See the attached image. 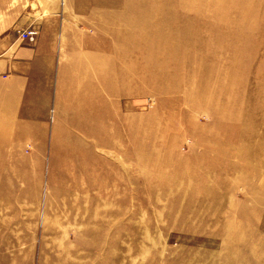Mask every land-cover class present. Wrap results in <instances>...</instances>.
I'll list each match as a JSON object with an SVG mask.
<instances>
[{
	"label": "rangeland",
	"instance_id": "rangeland-1",
	"mask_svg": "<svg viewBox=\"0 0 264 264\" xmlns=\"http://www.w3.org/2000/svg\"><path fill=\"white\" fill-rule=\"evenodd\" d=\"M263 12L0 0V30L34 14L50 29L0 46V264H264V129L248 125L264 121Z\"/></svg>",
	"mask_w": 264,
	"mask_h": 264
},
{
	"label": "crops",
	"instance_id": "crops-1",
	"mask_svg": "<svg viewBox=\"0 0 264 264\" xmlns=\"http://www.w3.org/2000/svg\"><path fill=\"white\" fill-rule=\"evenodd\" d=\"M9 19H11V21H9V24H12V25L16 24L19 27L12 28L11 31L6 30V29L0 30V46H1V44L4 43V38L9 40V42H10L9 44L11 45L7 49V51H10L11 49H13V47L15 45L30 46V45L34 44L37 40L39 41V44H41V46H45V43L47 42L48 34L50 33V29H48L47 25L44 23V21L47 20L46 18L41 19V21H39L38 25L36 22L33 24V22L36 20V14H34V16L33 15H30V16L16 15L15 16L14 15ZM32 25H34V27L38 30V35L36 36L35 41L32 43H27L25 41L20 40V38L18 37V30L28 28ZM47 43L50 44L49 42H47ZM30 50L25 49L23 51H19L18 54L26 57V59H28V61L30 60V58L33 60H37L39 57L32 54V51H30ZM2 54H5V53L3 52ZM9 59L10 58L4 57L0 60V71H1V69L2 70L5 69V67L7 65V61H9ZM15 67H16V65L14 66V68ZM15 81L17 82V79ZM13 82H14V80H12V84H13ZM16 82L14 84H16ZM18 82L21 83V80H19ZM4 83L7 84L6 82H4ZM8 86H10V85H8Z\"/></svg>",
	"mask_w": 264,
	"mask_h": 264
},
{
	"label": "bare ground",
	"instance_id": "bare-ground-1",
	"mask_svg": "<svg viewBox=\"0 0 264 264\" xmlns=\"http://www.w3.org/2000/svg\"><path fill=\"white\" fill-rule=\"evenodd\" d=\"M180 3V2H179ZM264 13V12H263ZM150 14H151V12H150ZM152 16V15H151ZM149 17H150V15H149ZM258 19H260V23H261V26H264V14H262L261 16H259V18ZM166 26H161V27H159L158 28V32H161V31H163L164 30V28H165ZM263 31H264V29H262ZM182 32H184V29L183 28H179L178 29V32H177V35H179V34H183ZM150 33H152L151 32V30H149V31H146V34L147 35H149ZM263 38H257V40H256V42H255V47L256 48H258V49H261V48H264V41L262 40ZM186 40H187V38H186ZM187 41H189V40H187ZM190 42V41H189ZM181 48H183V47H181ZM257 49V50H258ZM177 50H178V48H177ZM256 50V51H257ZM180 51V50H179ZM122 54H120L119 56L117 55V56H115V57H117V59H119L120 58V56H121ZM258 55V54H257ZM262 59H264V58H262ZM111 63H108V66L110 65ZM149 68V67H148ZM127 71V70H126ZM129 71V70H128ZM131 71H133V70H131ZM136 71V74H135V76H134V78L137 76L138 78H139V74H142L141 72H139V71H137V70H135ZM146 71H150V69H147ZM264 71V69L262 68V69H257L256 70V73H261L262 74V72ZM122 75H126L127 74V72H123V73H121ZM196 74V73H195ZM122 76H119L117 79H119V78H121ZM137 78V79H138ZM261 78H263V76L261 77ZM117 79H113V81H115V80H117ZM183 82H185V81H183V79H180V85H181V83H183ZM245 83H246V81H245ZM248 83V84H247ZM246 83V86H248V89L251 91V90H255V86L259 83L258 82V79H256V77H255V79H252V80H250V82H249V80H248V82ZM169 89V88H168ZM204 95V94H203ZM203 95H201V97L203 96ZM200 97V98H201ZM204 97H205V95H204ZM259 100H264V89H262V90H259V92L256 94V99H253L251 102H253V103H256L257 101H259ZM249 113H252V115H254V116H257V117H262L263 115H264V107H253V108H250V111H249ZM224 118V117H223ZM224 121H230L231 120V117H228V119H223ZM230 122H232V121H230ZM215 123V122H214ZM248 125L250 126V127H252V128H255V129H257V127L259 128V127H261V128H263L264 129V121L262 122V121H260V120H256V122H249L248 123ZM260 128V129H261ZM260 131V130H259ZM246 132V131H245ZM253 133V132H252ZM259 133V132H258ZM264 133V132H263ZM249 136V135H248ZM250 138V137H249ZM252 138V137H251ZM253 139V138H252ZM261 140H262V138H256L254 141H252L251 142V140L249 141H247V136H246V138H242L241 140H239V138H238V140L237 139H235V140H232L233 142H238V141H241V143H243V146H244V148L246 149V148H252V143H254V145H255V143L257 142H261ZM205 150V149H204ZM217 150H214V151H212V152H209V151H203L204 153H207V154H212V153H217L216 152ZM238 160V159H237ZM251 166V165H250ZM248 167V166H247ZM246 168V167H245ZM246 170V169H245ZM253 170V169H252ZM252 171H250L249 173H251ZM248 173V174H249ZM251 175V174H250ZM248 178V177H247ZM261 178V177H260ZM245 179V178H244ZM258 179V178H257ZM246 180V179H245ZM249 181V180H248ZM232 189V188H231ZM233 233V232H232ZM243 234H245V232L243 233ZM235 235V234H234ZM235 237V236H234Z\"/></svg>",
	"mask_w": 264,
	"mask_h": 264
},
{
	"label": "built area",
	"instance_id": "built-area-1",
	"mask_svg": "<svg viewBox=\"0 0 264 264\" xmlns=\"http://www.w3.org/2000/svg\"><path fill=\"white\" fill-rule=\"evenodd\" d=\"M37 35L38 30L34 26L18 30V37L20 38V40L25 41L27 43L34 42Z\"/></svg>",
	"mask_w": 264,
	"mask_h": 264
}]
</instances>
